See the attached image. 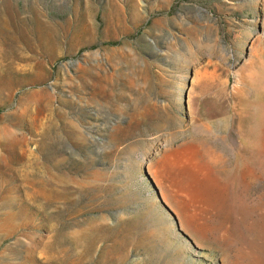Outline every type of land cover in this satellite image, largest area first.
Instances as JSON below:
<instances>
[{
	"label": "rangeland",
	"instance_id": "rangeland-1",
	"mask_svg": "<svg viewBox=\"0 0 264 264\" xmlns=\"http://www.w3.org/2000/svg\"><path fill=\"white\" fill-rule=\"evenodd\" d=\"M0 264H264V0H0Z\"/></svg>",
	"mask_w": 264,
	"mask_h": 264
},
{
	"label": "water",
	"instance_id": "water-1",
	"mask_svg": "<svg viewBox=\"0 0 264 264\" xmlns=\"http://www.w3.org/2000/svg\"><path fill=\"white\" fill-rule=\"evenodd\" d=\"M155 192H156V191H155ZM156 194H157V199H158V201L161 203L162 207H163L164 209L168 210L167 207H165V205H163V203L161 202V199H160V197H159V195H158L157 192H156ZM168 211H169V210H168Z\"/></svg>",
	"mask_w": 264,
	"mask_h": 264
}]
</instances>
